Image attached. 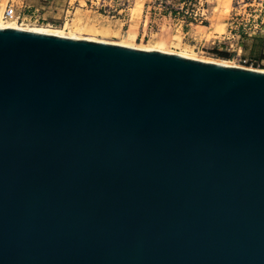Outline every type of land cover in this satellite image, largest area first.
I'll return each instance as SVG.
<instances>
[{"label": "water", "instance_id": "95a60500", "mask_svg": "<svg viewBox=\"0 0 264 264\" xmlns=\"http://www.w3.org/2000/svg\"><path fill=\"white\" fill-rule=\"evenodd\" d=\"M0 264H264V72L0 29Z\"/></svg>", "mask_w": 264, "mask_h": 264}, {"label": "rangeland", "instance_id": "374dc122", "mask_svg": "<svg viewBox=\"0 0 264 264\" xmlns=\"http://www.w3.org/2000/svg\"><path fill=\"white\" fill-rule=\"evenodd\" d=\"M4 2L0 1V8ZM12 2L23 17L16 24L0 21V27L128 48L147 47L264 72V0ZM169 11L173 19L166 16ZM187 14L195 15L187 19Z\"/></svg>", "mask_w": 264, "mask_h": 264}, {"label": "built area", "instance_id": "2783aa9c", "mask_svg": "<svg viewBox=\"0 0 264 264\" xmlns=\"http://www.w3.org/2000/svg\"><path fill=\"white\" fill-rule=\"evenodd\" d=\"M1 1V0H0ZM0 6H1V3H0ZM24 9H27V7H25ZM20 11L16 10L15 7H14V4L12 2V0H5L3 6L0 8V17H1V20H5V21H11V20H14L15 23H17V20L18 19H22V17L20 18ZM195 14H193L194 16ZM166 16L168 18H172L173 17L171 16V11H169ZM174 16V15H173ZM193 16H190L189 14H187L186 18L187 19H193ZM192 17V18H191ZM189 22V21H188ZM190 24V22H189Z\"/></svg>", "mask_w": 264, "mask_h": 264}, {"label": "bare ground", "instance_id": "6f19581e", "mask_svg": "<svg viewBox=\"0 0 264 264\" xmlns=\"http://www.w3.org/2000/svg\"><path fill=\"white\" fill-rule=\"evenodd\" d=\"M0 21H2V22H4V23H6V22H14V20H7V21H3V20H1V17H0ZM15 23V22H14ZM16 24V23H15ZM3 27H0V29H2ZM6 28H9V27H6ZM13 29H15V28H13ZM18 30H20V29H18ZM24 31H27V30H24ZM29 32H35V33H40V34H43V32L41 33V31H32V30H30ZM47 35H51V34H47ZM54 36H56V34H54ZM59 37H62V36H59ZM68 38V37H67ZM73 39H75V38H73ZM84 40H86V39H84ZM119 46H121V45H119ZM131 46V45H130ZM132 47V46H131ZM135 49H140V50H152V49H149V48H147V47H134ZM181 56V57H185V58H190V59H194L193 57H190V56H188V55H184V54H178V56ZM195 60V59H194ZM200 61V60H199ZM202 62H205V61H202ZM211 63V62H210ZM215 64V63H214ZM216 64H218V65H223V66H225V64H222V63H216ZM258 71V70H257ZM261 72V71H260Z\"/></svg>", "mask_w": 264, "mask_h": 264}, {"label": "crops", "instance_id": "0c3cea01", "mask_svg": "<svg viewBox=\"0 0 264 264\" xmlns=\"http://www.w3.org/2000/svg\"><path fill=\"white\" fill-rule=\"evenodd\" d=\"M33 0H23L25 4L31 3Z\"/></svg>", "mask_w": 264, "mask_h": 264}]
</instances>
